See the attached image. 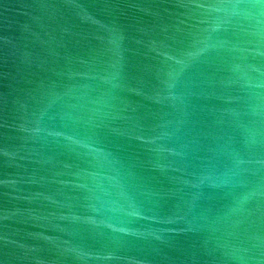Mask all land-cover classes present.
<instances>
[{
    "label": "water",
    "instance_id": "water-1",
    "mask_svg": "<svg viewBox=\"0 0 264 264\" xmlns=\"http://www.w3.org/2000/svg\"><path fill=\"white\" fill-rule=\"evenodd\" d=\"M0 264H264V0H0Z\"/></svg>",
    "mask_w": 264,
    "mask_h": 264
}]
</instances>
